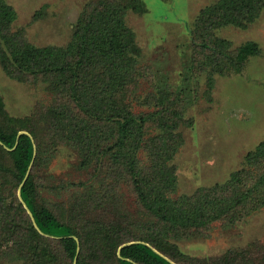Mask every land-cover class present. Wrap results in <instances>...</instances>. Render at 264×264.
<instances>
[{"label":"trees","instance_id":"16d2710c","mask_svg":"<svg viewBox=\"0 0 264 264\" xmlns=\"http://www.w3.org/2000/svg\"><path fill=\"white\" fill-rule=\"evenodd\" d=\"M263 8L264 0H220L202 10L199 23L207 31L225 24L245 27ZM145 10L143 0H90L66 45L37 46L12 30L17 12L0 0L1 66L11 79L43 82L53 97L31 116L15 118L0 96V140L14 148L0 144V187L18 190L35 145L22 197L39 228L50 235L36 229L18 198L5 207L0 193V264H74V236L81 247L77 264H264V246L255 243L203 259L189 257L178 244L195 237L199 228L218 221L234 225L264 208V140L247 156L251 165L227 183L175 196L172 161L184 143L183 113L162 95L153 97V112H135L131 99L142 50L127 15ZM259 50L257 43L247 42L228 56L239 68ZM20 131L30 135L17 140ZM57 142L65 143L78 168L88 172L83 191L66 195L58 212L42 198L37 181ZM124 185L134 194L136 211L117 191ZM59 189L68 191V185Z\"/></svg>","mask_w":264,"mask_h":264},{"label":"rangeland","instance_id":"374dc122","mask_svg":"<svg viewBox=\"0 0 264 264\" xmlns=\"http://www.w3.org/2000/svg\"><path fill=\"white\" fill-rule=\"evenodd\" d=\"M5 1L17 12L12 30L37 46L66 45L82 9L90 2ZM219 1L143 0L145 12L130 11L127 15L142 50L138 83L131 86L134 111H155L153 97L162 95L166 104L175 102L173 107L185 119L181 126L184 143L172 161L177 176L175 196H193L199 190L227 183L234 172L251 165L247 156L264 140V8L254 21L244 22L245 27L225 24L207 31L202 21L199 23L201 12ZM247 42L257 43L260 50L237 68L234 57L228 54ZM218 44H222L220 48ZM0 96L5 111L15 118L31 116L53 100L43 82L11 79L1 64ZM151 130L154 133V128ZM55 147L46 156L48 164L37 172V181L42 198L58 212L66 195L83 191L88 172L78 168L77 158L65 143L57 142ZM62 185H68V191L59 189ZM117 191L129 209H138L128 185ZM0 193L5 207L16 204V198L22 203L19 188L0 187ZM195 235L178 244L189 257L198 259L214 258L253 243L264 246V208L234 225L218 221L199 228ZM251 255L256 257L255 252Z\"/></svg>","mask_w":264,"mask_h":264},{"label":"water","instance_id":"95a60500","mask_svg":"<svg viewBox=\"0 0 264 264\" xmlns=\"http://www.w3.org/2000/svg\"><path fill=\"white\" fill-rule=\"evenodd\" d=\"M24 134L30 135L29 132H27V131H20V132L18 133L17 140L20 138L21 135H24ZM0 144H1V145H4V147H5L6 149H8V150H13V149H14V148L11 149V148H9L8 146H6L1 140H0ZM35 156H36V146L34 145V155H33V159H32V162H31L29 168H28V171H27V173H26V176H25L23 182L21 183V185H20V187H19V197H20L22 203L24 204L25 208L27 209V211H28V213H29V215H30V217H31V219H32V221H33V223H34L36 229H37L42 235L50 236V235L45 234V233L39 228V226H38V224H37V222H36V220H35V217H34V215H33V212L29 209V207L27 206V204L25 203V201H24V199H23V197H22V187H23V185L25 184L26 180L28 179V177H29V175H30V172H31V169H32V165H33V162H34ZM74 238H75V240L77 241V252H76L75 259H74V264H77V258H78L79 254H80L81 247H80V243H79L78 238H77L76 236H74ZM132 243H133V242L128 243V244H132ZM125 245H126V244L122 245V246L119 248V250H118V255H119L120 257H122V255H121V249H122ZM156 251H157V250H156ZM157 252L160 253L159 251H157ZM160 254H161V253H160ZM161 255L164 256L163 254H161ZM167 259H168V258H167ZM171 262H172V261H171ZM172 263L175 264L174 262H172Z\"/></svg>","mask_w":264,"mask_h":264}]
</instances>
